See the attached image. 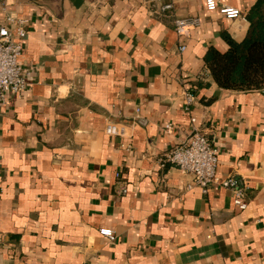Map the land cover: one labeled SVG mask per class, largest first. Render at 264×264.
<instances>
[{
  "label": "crops",
  "instance_id": "0c3cea01",
  "mask_svg": "<svg viewBox=\"0 0 264 264\" xmlns=\"http://www.w3.org/2000/svg\"><path fill=\"white\" fill-rule=\"evenodd\" d=\"M217 1L244 16L256 2ZM6 13L28 22L25 88L0 99V264H264L263 88L223 89L204 62L246 18L205 0H0V24ZM191 16L179 36L174 20ZM194 130L217 175L246 186L245 210L161 166Z\"/></svg>",
  "mask_w": 264,
  "mask_h": 264
},
{
  "label": "built area",
  "instance_id": "2783aa9c",
  "mask_svg": "<svg viewBox=\"0 0 264 264\" xmlns=\"http://www.w3.org/2000/svg\"><path fill=\"white\" fill-rule=\"evenodd\" d=\"M171 5L166 4L165 8ZM208 10L219 9L227 18L242 17L246 18L237 8L228 5H219L217 0H205ZM26 19L15 18L10 13H6L4 22L0 24V99L5 100L10 94H20L26 85L25 72L23 71L19 57L22 52V40L26 35ZM199 17H178L174 20V29L179 36H183L189 29L199 26ZM185 45L178 47L179 51L185 50ZM264 92V88H263ZM194 94L191 89H184L182 99L185 109H189L193 102ZM195 122V118H190ZM172 125L167 123L164 130L170 133ZM108 131L116 133L114 126H109ZM161 166L171 164L183 172L192 176V183L198 185L203 190H207L211 183L218 184L232 193L233 204L240 210L248 207L247 188L240 183L233 174L219 177L216 173L217 168V148L212 140L204 132L194 130L177 146L163 153L159 159ZM119 176V172L116 173ZM190 187L191 185H187ZM121 191L126 192V187ZM100 234L112 240L114 231L110 228H100Z\"/></svg>",
  "mask_w": 264,
  "mask_h": 264
},
{
  "label": "trees",
  "instance_id": "16d2710c",
  "mask_svg": "<svg viewBox=\"0 0 264 264\" xmlns=\"http://www.w3.org/2000/svg\"><path fill=\"white\" fill-rule=\"evenodd\" d=\"M245 17L249 26L241 41L224 34L227 49L220 51L210 47L204 54L205 65L223 89L264 88V0H256Z\"/></svg>",
  "mask_w": 264,
  "mask_h": 264
}]
</instances>
